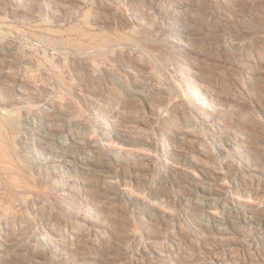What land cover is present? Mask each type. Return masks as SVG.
Returning <instances> with one entry per match:
<instances>
[{
  "label": "rangeland",
  "instance_id": "rangeland-1",
  "mask_svg": "<svg viewBox=\"0 0 264 264\" xmlns=\"http://www.w3.org/2000/svg\"><path fill=\"white\" fill-rule=\"evenodd\" d=\"M0 264H264V0H0Z\"/></svg>",
  "mask_w": 264,
  "mask_h": 264
},
{
  "label": "bare ground",
  "instance_id": "bare-ground-1",
  "mask_svg": "<svg viewBox=\"0 0 264 264\" xmlns=\"http://www.w3.org/2000/svg\"><path fill=\"white\" fill-rule=\"evenodd\" d=\"M189 72H191V71H189ZM197 103L200 104V106H206V104L203 101H201V100H198ZM198 112H199L200 115H203L204 114V111L203 110H199ZM207 124H208V127L210 129H213V126L210 123H207Z\"/></svg>",
  "mask_w": 264,
  "mask_h": 264
}]
</instances>
